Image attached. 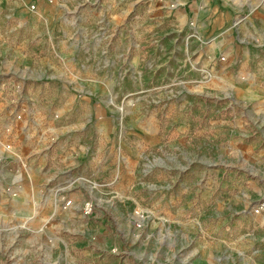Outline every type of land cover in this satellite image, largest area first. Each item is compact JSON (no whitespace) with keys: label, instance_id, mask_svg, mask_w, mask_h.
Wrapping results in <instances>:
<instances>
[{"label":"crops","instance_id":"0c3cea01","mask_svg":"<svg viewBox=\"0 0 264 264\" xmlns=\"http://www.w3.org/2000/svg\"><path fill=\"white\" fill-rule=\"evenodd\" d=\"M34 2L0 0V8L6 7L10 16L24 14V25L37 23L36 33L53 35L55 39H50L59 48L80 46L81 32L92 38L87 42L93 51L106 52L93 61L73 57L61 64H80L82 75H73L82 82L83 88L78 90L67 84L74 80L64 69L49 73L47 69L32 68V63L21 57L1 60L0 97L8 100H0V264L3 259L8 264H81L87 259H105L114 250L125 248L121 243L127 239L123 227L106 211L114 209L121 214L125 210L132 193L115 186L119 173L113 171L123 162L127 167L132 160L121 152L124 142L116 134L118 124L111 113L98 115L93 109L84 110L67 101L81 95L94 96L95 90L89 89L86 82L110 80L106 67L112 65L107 53L111 48V13H126L125 21L132 13L136 19L140 13H157L164 19L160 23L169 24L153 26L160 64L176 59L189 67L178 75V79L183 78L181 82L193 74L203 91L256 102L264 98V0H86V13H92L86 26L80 23L83 17L79 13H85L80 10L81 0ZM31 4H36V9L27 14L26 6ZM129 31L125 29L126 37L119 46H130L128 41L134 34ZM141 32H135L133 47L140 44ZM26 33L25 27L16 35ZM3 38L0 35V45ZM5 48L11 51L13 45ZM4 65L8 69L3 70ZM90 71L94 73H86ZM96 71L98 78L91 77ZM141 75V71L136 73V79ZM49 79L60 82L56 94L65 103L55 112L52 107L27 106L28 98L45 92L31 89L26 83ZM4 81L25 84L22 90L20 84L5 87ZM139 110L136 106L130 113ZM260 112L264 115V108ZM144 119H139V124ZM143 127L144 136L156 144L160 142L158 127ZM68 200L70 204H66ZM88 200L96 209L91 216L82 211ZM200 250H193L197 258L191 264L206 262Z\"/></svg>","mask_w":264,"mask_h":264},{"label":"rangeland","instance_id":"374dc122","mask_svg":"<svg viewBox=\"0 0 264 264\" xmlns=\"http://www.w3.org/2000/svg\"><path fill=\"white\" fill-rule=\"evenodd\" d=\"M87 6L88 2L81 0L80 10L85 12L79 13L83 17L81 26L88 25L91 18ZM26 11L34 13L30 5ZM23 15L10 16L6 7L0 8V35L5 37L0 45V64L4 57L12 61L21 57L31 62L32 68L47 69L49 73L64 69L74 80L67 84L77 90L83 88L82 82L73 77L82 75L80 64H61L73 57L93 61L106 51H93L87 42L92 38L81 32L80 46L59 48L50 39H55L53 35L36 33L37 23L24 25ZM135 16L132 13L125 21L126 13H111L113 28L107 53L112 65L106 67L110 80L86 82L95 95L67 101L84 110L93 109L98 115L111 113L118 124L116 134L124 142L121 152L132 160L127 167L123 162L113 171L119 173L115 186L132 193L125 210L121 214L114 209L106 211L123 227L127 239L121 243L125 248L114 250L105 259H87L81 264H191L197 258L193 252L197 248L205 258L204 264H264V209L256 211L264 203V115L260 112L264 98L245 102L203 91L193 74L181 82L183 78L178 79V75L189 67L176 59L160 64L157 54L153 26L169 24L160 23L164 19L157 13H140L138 19ZM25 27L26 34L16 35ZM127 28L134 34L131 41L135 40V32L143 31L138 34L141 46L133 47L131 41L130 49L118 45L125 39ZM7 45H13V49L7 50ZM140 71L142 75L136 79ZM95 75L91 77L98 78L97 71ZM2 84L11 88L12 84H20L23 90L25 83ZM26 86L45 92L28 98L29 107H52L55 112L65 103L56 94L60 82L55 79ZM136 106L142 114L140 110L130 113ZM142 117L146 119L139 124ZM146 124L160 129L159 143L144 136ZM112 140L114 157L116 138ZM137 209L144 213L142 225L134 222ZM2 264L8 262L3 259Z\"/></svg>","mask_w":264,"mask_h":264},{"label":"built area","instance_id":"2783aa9c","mask_svg":"<svg viewBox=\"0 0 264 264\" xmlns=\"http://www.w3.org/2000/svg\"><path fill=\"white\" fill-rule=\"evenodd\" d=\"M50 2H52L53 0H49ZM31 8L32 9H36V4H31ZM222 59H225L224 57H222ZM71 201L68 200L66 202V204H70ZM94 208H95V205L92 201L88 200L86 201L83 206H82V211L84 212L85 215H91L94 213ZM264 209V203H262L261 205H259L257 208H256V211H259V210H263ZM143 220H144V213L143 211H141L140 209H137L136 212H135V216H134V222L138 225H142L143 223Z\"/></svg>","mask_w":264,"mask_h":264}]
</instances>
